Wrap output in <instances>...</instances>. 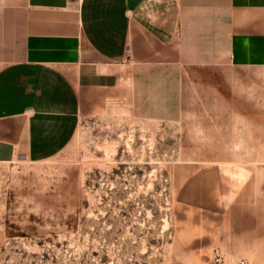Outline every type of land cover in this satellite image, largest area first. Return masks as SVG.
Here are the masks:
<instances>
[{"label":"rangeland","instance_id":"rangeland-1","mask_svg":"<svg viewBox=\"0 0 264 264\" xmlns=\"http://www.w3.org/2000/svg\"><path fill=\"white\" fill-rule=\"evenodd\" d=\"M222 106L191 86L173 122L96 110L0 164V264H264V120L232 134Z\"/></svg>","mask_w":264,"mask_h":264},{"label":"crops","instance_id":"crops-1","mask_svg":"<svg viewBox=\"0 0 264 264\" xmlns=\"http://www.w3.org/2000/svg\"><path fill=\"white\" fill-rule=\"evenodd\" d=\"M191 86L225 105V131L264 120L241 96L264 94V0H0V164L96 110L176 121Z\"/></svg>","mask_w":264,"mask_h":264}]
</instances>
